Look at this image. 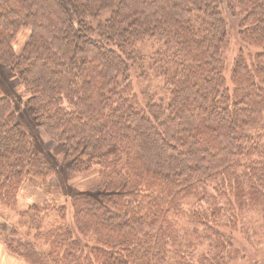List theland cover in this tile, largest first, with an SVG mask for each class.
I'll return each mask as SVG.
<instances>
[{
	"label": "trees",
	"instance_id": "16d2710c",
	"mask_svg": "<svg viewBox=\"0 0 264 264\" xmlns=\"http://www.w3.org/2000/svg\"><path fill=\"white\" fill-rule=\"evenodd\" d=\"M225 12L256 50L231 86ZM93 173V189L12 209L30 177ZM5 209L29 264H236L223 227L245 209L264 223V0H0Z\"/></svg>",
	"mask_w": 264,
	"mask_h": 264
},
{
	"label": "rangeland",
	"instance_id": "374dc122",
	"mask_svg": "<svg viewBox=\"0 0 264 264\" xmlns=\"http://www.w3.org/2000/svg\"><path fill=\"white\" fill-rule=\"evenodd\" d=\"M226 13V19L231 22L230 23V34L227 37V44L225 46V50L223 52V57L225 61L224 67V76L226 79V83L228 86H231L230 75L232 73V66L235 58L242 52L244 57L249 61L250 57H253L255 50V46L248 47L246 44L241 42L239 39L238 30L236 27L237 22L233 16L229 13ZM91 20V19H90ZM94 24V21L92 22ZM27 31L25 29L20 30L17 36V43L19 44L23 38L26 37ZM156 44H146L143 43L138 47L145 54H150L156 48ZM132 84L134 86L135 91L143 92L148 91L152 93L155 97H157L160 93L159 83L162 82L159 78H155L150 76L149 79H140L135 71H131ZM232 92L231 88L229 90ZM43 134V133H42ZM43 146H50L48 149L50 155H53V159L50 160H58L61 161L63 159L64 150L60 147V145L53 143L48 139L46 135L43 134ZM50 158V157H49ZM62 185L58 182L57 178L50 176L46 182H43L41 179L36 177H30L24 183L21 194L24 197L26 202H23L24 205L16 204L12 207L18 211V209L25 205V203H29L30 201H34L37 199L35 196L36 192H39V198H49L61 200L64 196V192L67 189L72 190H84V189H93L96 182L97 177L96 173L93 174H76L68 177L67 179L63 178ZM65 181V182H64ZM64 191V192H63ZM29 193H32L31 196ZM42 194V195H41ZM1 215V214H0ZM4 215L0 216V233L6 235L8 239L14 238L15 236L12 234L8 236V231L11 226H8L10 221L12 220V214L10 218H3ZM259 214L254 209H245L242 213H239L237 217L235 227L228 228L223 227L224 230H231V236L234 242V245L239 249V255L234 260L236 264H264V223L258 219ZM5 217V216H4ZM13 246H16L13 245ZM19 250V249H18Z\"/></svg>",
	"mask_w": 264,
	"mask_h": 264
},
{
	"label": "crops",
	"instance_id": "0c3cea01",
	"mask_svg": "<svg viewBox=\"0 0 264 264\" xmlns=\"http://www.w3.org/2000/svg\"><path fill=\"white\" fill-rule=\"evenodd\" d=\"M31 196H33L32 193H29ZM39 192H36L35 196L37 197V199H34V201H30L29 203H25V204H31V203H38L41 200H43V198H39L40 195ZM42 195V194H41ZM23 202H26L24 197L22 196L21 192L19 193V195L17 196V204L20 205H24ZM20 208H22L20 206ZM3 213L8 214V217H4L5 219L10 218V214H11V210L10 209H5L3 211ZM0 216H2V212H0ZM10 223L8 226H11V220H9ZM4 237V234L0 233V264H29L27 263L24 259H22L21 257H19L17 255V253L13 252L11 249H9L8 247V242L6 240L9 239H5L2 238Z\"/></svg>",
	"mask_w": 264,
	"mask_h": 264
}]
</instances>
